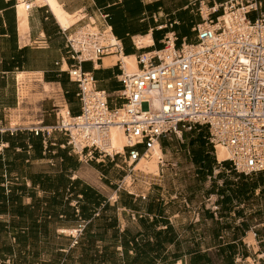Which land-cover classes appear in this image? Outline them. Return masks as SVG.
<instances>
[{"label":"crops","instance_id":"1","mask_svg":"<svg viewBox=\"0 0 264 264\" xmlns=\"http://www.w3.org/2000/svg\"><path fill=\"white\" fill-rule=\"evenodd\" d=\"M200 1L224 0H0V129L17 127L0 130V264H196L199 254L197 264H264V222L238 223L236 205L229 210L219 200L220 215L174 211L172 199L138 179L161 176L167 136L160 175L146 176L135 170L140 159L130 169L123 155L80 157L64 133L32 130L81 112L79 85L66 71L75 62L64 27L111 29L134 72L138 55L161 49L167 34L195 40ZM119 59L82 63L111 107L121 104ZM227 159L219 160L230 172ZM255 175L263 183L264 171ZM139 252L148 258L135 263Z\"/></svg>","mask_w":264,"mask_h":264},{"label":"built area","instance_id":"2","mask_svg":"<svg viewBox=\"0 0 264 264\" xmlns=\"http://www.w3.org/2000/svg\"><path fill=\"white\" fill-rule=\"evenodd\" d=\"M262 7V0H224L211 6L200 1L202 20L194 27L195 40L179 43L174 32L167 34L161 49L138 55L134 72L125 67L124 46L111 29L64 27L75 62L66 71L79 85L81 112H69L55 125L38 124L32 130L64 133L80 157L123 155L133 169L156 143L161 145L163 137H182L197 126L206 127L214 149L222 144L230 152L227 160L232 170L245 175L264 171ZM107 54L120 56L123 88L116 107L110 106L108 93L82 68L84 61H98ZM114 125L123 129L128 143L124 152L108 154L104 147ZM0 130L14 133L17 127ZM82 230L77 228L74 237Z\"/></svg>","mask_w":264,"mask_h":264},{"label":"rangeland","instance_id":"3","mask_svg":"<svg viewBox=\"0 0 264 264\" xmlns=\"http://www.w3.org/2000/svg\"><path fill=\"white\" fill-rule=\"evenodd\" d=\"M193 37L194 34H191L190 41H193ZM207 135L206 127L197 126L191 131L184 132L183 137L176 135L165 137L169 147L163 149L166 157L165 163L162 164L161 176L151 180L138 178L151 183L157 194L172 199L174 211H181L190 216H196L198 213L203 214L205 211L208 217L213 214L220 215L219 211L223 207L216 208L215 205L218 200L222 199L225 190L230 188L231 191L235 190V193H242L241 189L244 191L248 186H252L253 182L260 179H257L255 174L245 175L235 170L226 172L225 169L230 167L226 163L219 164L217 162L215 149L211 144L206 145L207 150L213 151L207 156V161H212L214 169L213 174L209 175L205 163L200 162L205 155L202 140L206 142V139L203 136ZM118 162L121 161L118 160ZM136 165L135 170L146 176L160 175V163L158 174L148 172L144 168H136ZM220 172L226 177L220 176ZM233 195V198H236L234 192ZM235 200L237 208L236 212L232 213H235L237 222L247 220L252 226L262 227L261 223L264 222V186L259 191H254L249 199L242 204H239L238 199ZM226 207L229 208V206Z\"/></svg>","mask_w":264,"mask_h":264},{"label":"bare ground","instance_id":"4","mask_svg":"<svg viewBox=\"0 0 264 264\" xmlns=\"http://www.w3.org/2000/svg\"><path fill=\"white\" fill-rule=\"evenodd\" d=\"M142 39H139L138 43H141ZM65 118H67L68 114L66 112H63ZM128 143L127 138L124 134L123 129L118 126L114 125L111 130H110V135H109V140L107 142V145L104 147V149L110 153L113 152H121L123 151L124 146ZM217 156L219 159H226L230 157V152L228 149L222 145V144H217ZM82 147H78L77 151H81ZM163 153L160 150V144L156 143V145L149 150L146 155H144L139 162H137L136 168H144L148 172H153V173H158L159 172V163L160 159L162 158ZM83 156V155H82ZM127 183L132 182L131 176L126 178ZM131 185V184H130ZM69 231V230H68ZM71 233H74V231H69Z\"/></svg>","mask_w":264,"mask_h":264},{"label":"trees","instance_id":"5","mask_svg":"<svg viewBox=\"0 0 264 264\" xmlns=\"http://www.w3.org/2000/svg\"><path fill=\"white\" fill-rule=\"evenodd\" d=\"M205 139H206V142L204 140H202V145L204 147V150L206 149V145L207 144H210L209 141H207V136H203ZM212 145V144H211ZM213 146V145H212ZM207 150V149H206ZM209 151V150H207ZM208 154L204 155L203 158H201L200 162L202 163H205V168H207V171L209 172V175H212L213 172H214V169H213V165H212V161L208 160L207 161V157ZM220 176H223V177H226V175L222 174L221 172L219 173ZM253 185L252 186H248L247 189H245L244 191H241L242 193H235V190L231 191V189H227L224 191L223 189V194H222V199H220V203L222 202L223 204H225L226 206L229 204V208H226V209H229V210H232L233 207L236 205L235 202L236 200L235 199H238L239 200V204H242L243 202H246L247 199H249V196L253 194V192L255 191V189L258 187V185L260 184H264V181L263 183L262 182H253L252 183ZM233 192L235 194V197L236 198H233L234 195H233ZM225 208H222V211L224 210ZM148 258V256H146L144 253H138L134 259L136 260L135 263H137L139 260L141 259H146ZM202 260V255L199 254L195 257L194 261L195 263H200Z\"/></svg>","mask_w":264,"mask_h":264}]
</instances>
